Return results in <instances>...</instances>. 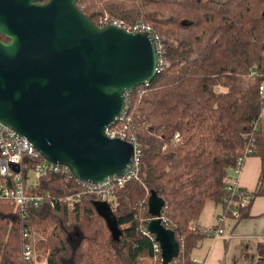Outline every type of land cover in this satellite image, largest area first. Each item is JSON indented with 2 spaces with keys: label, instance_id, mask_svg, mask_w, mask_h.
Listing matches in <instances>:
<instances>
[{
  "label": "trees",
  "instance_id": "trees-1",
  "mask_svg": "<svg viewBox=\"0 0 264 264\" xmlns=\"http://www.w3.org/2000/svg\"><path fill=\"white\" fill-rule=\"evenodd\" d=\"M76 6L96 26L107 15L149 25L158 38L156 76L125 94L123 119L109 128L120 126L135 138L138 176L106 202L114 226L99 216L103 201L94 196L71 207L65 198L79 186L61 175L29 186L50 198L30 207L26 219L12 202L0 200V264H25L23 231L33 226H53L37 243L48 252L47 264H161L155 237L141 232L153 219L152 193L163 201L159 219L179 246L170 264H197L191 252L207 233L193 224L206 202L238 222L249 217L253 199L264 196V0H78ZM248 156L260 159L261 175L234 219L230 210L239 200L229 198L225 180ZM258 257L256 264H264L263 248Z\"/></svg>",
  "mask_w": 264,
  "mask_h": 264
},
{
  "label": "water",
  "instance_id": "water-1",
  "mask_svg": "<svg viewBox=\"0 0 264 264\" xmlns=\"http://www.w3.org/2000/svg\"><path fill=\"white\" fill-rule=\"evenodd\" d=\"M77 1L0 0V123L46 161L96 184L132 164V144L106 132L123 114L125 94L156 76L158 52L151 34L98 27ZM163 207L152 193L146 229L161 264H170L179 246L159 219ZM96 210L116 224L106 202Z\"/></svg>",
  "mask_w": 264,
  "mask_h": 264
},
{
  "label": "built area",
  "instance_id": "built-area-1",
  "mask_svg": "<svg viewBox=\"0 0 264 264\" xmlns=\"http://www.w3.org/2000/svg\"><path fill=\"white\" fill-rule=\"evenodd\" d=\"M109 25L121 28L129 33L151 34L155 40L157 52L158 54L160 53L161 47L158 43V38L152 34V28L149 25L144 23L126 24L121 20L110 18L107 15L99 20L98 27ZM259 93L264 100V85L259 87ZM123 116L124 112L118 118L116 123L122 120ZM113 131H115V134ZM106 133L111 139L117 138L132 144L134 152L132 164L122 177L113 176L103 182L92 184L76 179L67 167L46 161L29 141L0 123V200L12 202L20 212L21 216L26 219L30 207H38L45 201V199L48 200L50 198V194L48 193L45 195H39L31 192L29 186L34 187L37 181L43 177L61 175L65 177V180L74 179L79 186V191L77 193L65 198L66 202L71 207L79 202L84 196H94L103 202L111 203L114 198V189L122 188L126 182L137 178L141 150L135 138H128L123 131L108 129ZM35 160L38 161L35 165H29L30 161ZM13 168L17 171L14 172ZM235 172H238V170H235ZM225 183L229 198L237 197L239 200V202L235 203L236 207L230 210L233 218L237 219L239 216L237 208H246L249 204L250 198L247 195V192L231 185L228 178L225 180ZM54 205V202H50L51 208H53ZM225 219L226 218L223 214L218 216L217 230L214 231V236L218 237L223 235L221 226L224 224ZM141 232L144 236H152L145 228H143ZM23 238L27 240V244L23 251L25 264H47L48 256L44 257L36 248L34 232L31 228L24 229ZM154 249L157 252H160L158 243L154 245Z\"/></svg>",
  "mask_w": 264,
  "mask_h": 264
},
{
  "label": "crops",
  "instance_id": "crops-1",
  "mask_svg": "<svg viewBox=\"0 0 264 264\" xmlns=\"http://www.w3.org/2000/svg\"><path fill=\"white\" fill-rule=\"evenodd\" d=\"M264 119V109L262 112ZM261 161L248 156L238 172L231 170L228 180L231 185L252 194L261 175ZM223 214V207L206 202L193 228L206 232V237L191 252V259L197 264H256L258 249H264V196L256 197L250 204L249 217L235 222L225 219L222 236L211 232L217 227V218Z\"/></svg>",
  "mask_w": 264,
  "mask_h": 264
},
{
  "label": "rangeland",
  "instance_id": "rangeland-1",
  "mask_svg": "<svg viewBox=\"0 0 264 264\" xmlns=\"http://www.w3.org/2000/svg\"><path fill=\"white\" fill-rule=\"evenodd\" d=\"M116 131H122L123 129L121 128L120 129V126H119V129H115ZM114 134H115V131H113ZM32 231L34 232V238H35V241H36V248H37V243L40 241V242H43L44 239L46 238V236L48 234H50L52 232V229H53V226H49L47 228V230H44L43 228H39V227H36V226H33L31 227ZM39 252L45 257V256H48V252L44 253L43 252V248H39L38 249Z\"/></svg>",
  "mask_w": 264,
  "mask_h": 264
}]
</instances>
